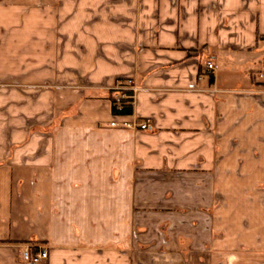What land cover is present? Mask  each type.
<instances>
[{
	"label": "crops",
	"instance_id": "1",
	"mask_svg": "<svg viewBox=\"0 0 264 264\" xmlns=\"http://www.w3.org/2000/svg\"><path fill=\"white\" fill-rule=\"evenodd\" d=\"M263 70L264 0L0 1V264H264Z\"/></svg>",
	"mask_w": 264,
	"mask_h": 264
},
{
	"label": "built area",
	"instance_id": "2",
	"mask_svg": "<svg viewBox=\"0 0 264 264\" xmlns=\"http://www.w3.org/2000/svg\"><path fill=\"white\" fill-rule=\"evenodd\" d=\"M207 70H212L214 67L211 63L206 64ZM258 79L264 84V70L258 73ZM113 92V98L115 100L114 106L116 111H121L125 104L131 105L133 102L134 88L131 79H121L117 81ZM121 115H117L120 117ZM111 128L127 129L134 131H150V120L143 119L139 121H121L112 120L109 124ZM48 257L47 250L38 249L35 253H31L29 250H25L22 253V259L26 264H39L45 261Z\"/></svg>",
	"mask_w": 264,
	"mask_h": 264
},
{
	"label": "trees",
	"instance_id": "3",
	"mask_svg": "<svg viewBox=\"0 0 264 264\" xmlns=\"http://www.w3.org/2000/svg\"><path fill=\"white\" fill-rule=\"evenodd\" d=\"M110 101L112 104V112L114 115H129L131 113V105L125 104L123 109L121 111H116L115 106H114V98H113V92L110 94ZM36 251H32L31 253H35Z\"/></svg>",
	"mask_w": 264,
	"mask_h": 264
},
{
	"label": "rangeland",
	"instance_id": "4",
	"mask_svg": "<svg viewBox=\"0 0 264 264\" xmlns=\"http://www.w3.org/2000/svg\"><path fill=\"white\" fill-rule=\"evenodd\" d=\"M0 1H3V0H0Z\"/></svg>",
	"mask_w": 264,
	"mask_h": 264
}]
</instances>
